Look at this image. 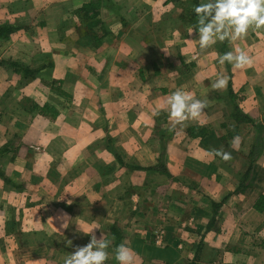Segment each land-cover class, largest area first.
I'll return each mask as SVG.
<instances>
[{
  "label": "crops",
  "instance_id": "0c3cea01",
  "mask_svg": "<svg viewBox=\"0 0 264 264\" xmlns=\"http://www.w3.org/2000/svg\"><path fill=\"white\" fill-rule=\"evenodd\" d=\"M87 1L0 0V264H64L92 235L103 264L120 244L131 264H264V26L201 50L191 0H100L95 46ZM177 88L206 107L172 127Z\"/></svg>",
  "mask_w": 264,
  "mask_h": 264
},
{
  "label": "clouds",
  "instance_id": "9594fccd",
  "mask_svg": "<svg viewBox=\"0 0 264 264\" xmlns=\"http://www.w3.org/2000/svg\"><path fill=\"white\" fill-rule=\"evenodd\" d=\"M197 14L196 29L198 31L199 48L201 50L214 44L217 40L224 41L226 38L231 42L246 34L249 27L259 29L264 26V0H205L194 7ZM195 58V57H194ZM228 61L234 68H243L251 63L246 52L235 47L233 51H228L219 57V62ZM228 77L218 75L212 88H224ZM169 107V115L172 127L181 123L185 119L197 118L206 107L204 101L195 98L191 93L182 88H177L167 98L165 102ZM164 104L157 106L154 115L159 114ZM216 154L222 158L229 159L230 154L217 149ZM63 227L68 226L65 219ZM89 231H83L89 233ZM71 243V241H68ZM110 241L106 238L91 236L90 241L78 246L71 255L67 256L64 264H103L107 259ZM115 259L119 264H131L132 254L128 247L120 244L115 249Z\"/></svg>",
  "mask_w": 264,
  "mask_h": 264
},
{
  "label": "trees",
  "instance_id": "16d2710c",
  "mask_svg": "<svg viewBox=\"0 0 264 264\" xmlns=\"http://www.w3.org/2000/svg\"><path fill=\"white\" fill-rule=\"evenodd\" d=\"M190 3H191V5L187 6V8H185V10L187 12V18L184 15H182V17H183L182 20H183V22H186L187 25H190L191 27H193L195 31H197L196 22H197L198 17L194 11V7L199 3H198V0H191ZM100 6H101L100 0H89L85 3H83L82 6L76 10L79 13V15L81 16L82 21H87V29L84 32L86 33V35H88L93 40V45H95V46L99 45L101 43L102 38L107 34V31L104 28L103 22L99 18ZM182 14H184V13H182ZM95 28H96V30H95ZM14 29H15V26L4 24V25L0 26V35L3 37H7L8 33L13 31ZM221 51L223 54L226 53V50H224V49ZM227 62L228 61H226V63ZM14 63L15 62H13V64H12L13 66L16 65ZM17 69L18 68H16V67L14 68L15 71H17ZM18 70L22 71L25 74H33L34 73V70H30L29 68L23 67V66H20ZM229 93H231L230 89H229ZM48 108H49V105L44 104L39 110L41 113H44L45 109H48ZM234 108H235V111H238L237 105L234 106ZM153 169L165 171L163 166L160 164L154 166ZM0 174H1V172H0Z\"/></svg>",
  "mask_w": 264,
  "mask_h": 264
},
{
  "label": "rangeland",
  "instance_id": "374dc122",
  "mask_svg": "<svg viewBox=\"0 0 264 264\" xmlns=\"http://www.w3.org/2000/svg\"><path fill=\"white\" fill-rule=\"evenodd\" d=\"M83 22V28H82V30H86V28H87V21H82ZM81 30V31H82ZM80 37L82 38V34L80 35ZM80 37H79V39H80ZM225 48V49H224ZM224 48H222V50L224 49V50H226L227 51V48L225 47V45H224ZM221 55H223L222 54V51H221ZM3 62V65H5V66H7V67H11L12 69H13V71H15L14 70V68L16 67V68H19V65L20 66H22L23 64H20V63H18L17 62V60H13V59H11V58H8V59H6V60H3L2 61ZM13 62H15L14 64H16L15 66H13L12 64H13ZM44 62V61H43ZM18 64V65H17ZM12 65V66H11ZM24 66V65H23ZM25 67V66H24ZM16 73H21V71L20 70H18L17 69V71H15ZM21 76L22 77H24L25 78V80L26 81H28V79H29V77H31V76H27V75H23L22 73H21ZM33 77V76H32ZM0 172H1V177L3 178L4 176V173H3V171H1V169H0Z\"/></svg>",
  "mask_w": 264,
  "mask_h": 264
}]
</instances>
